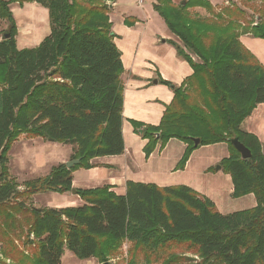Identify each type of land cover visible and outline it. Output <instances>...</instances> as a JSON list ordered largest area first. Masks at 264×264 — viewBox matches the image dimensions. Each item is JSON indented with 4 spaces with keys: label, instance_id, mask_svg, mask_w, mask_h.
Returning <instances> with one entry per match:
<instances>
[{
    "label": "trees",
    "instance_id": "1",
    "mask_svg": "<svg viewBox=\"0 0 264 264\" xmlns=\"http://www.w3.org/2000/svg\"><path fill=\"white\" fill-rule=\"evenodd\" d=\"M105 1L0 0V22L7 24L3 34H9L0 41L2 257L12 264H61L67 250L98 264L115 259L175 264L185 258L169 252L185 247L193 249L195 264H264V146L240 129L264 104V67L240 42L243 35L264 41V0H226L227 6L219 8L208 0H184V5L154 0V12L181 43L171 44L193 74L180 87L159 81L174 96L158 126L131 122L147 141L146 158L170 140L183 143L179 170L195 150L225 144L229 154L219 167L231 179V197L252 195L253 208L222 215L212 201L186 186L131 181L124 195L110 186L75 190L82 202L77 207L26 205L37 194L71 193L74 171L124 152L123 66ZM26 2L46 9L49 34L38 46L19 50L9 6ZM195 9L208 16L191 12ZM134 23L124 21L128 27ZM21 137L69 145V161L79 163L70 169L59 164L48 175L18 185L9 175L8 152ZM233 139L250 151L249 159H241L230 144ZM24 228L27 254L11 239ZM125 244L129 247L123 252Z\"/></svg>",
    "mask_w": 264,
    "mask_h": 264
},
{
    "label": "crops",
    "instance_id": "2",
    "mask_svg": "<svg viewBox=\"0 0 264 264\" xmlns=\"http://www.w3.org/2000/svg\"><path fill=\"white\" fill-rule=\"evenodd\" d=\"M172 1L175 3V0ZM183 1L180 0V2ZM208 1L213 6L217 5L211 0ZM105 2L111 9L109 13L111 30L115 35L114 44L121 53L123 66L121 80L124 86L122 108L124 152L119 156L94 159L91 161L93 168L74 172L72 174V189L85 190L110 186L111 191L116 195H124L127 181L153 184L159 188L186 186L214 202L215 200L210 195L200 191L191 182L194 180L193 171L201 175L205 168L210 166L209 163L197 168V171L191 168V164L197 151L209 150L213 154L212 164L218 166L221 159L227 158L229 154L225 144L197 149L192 152L183 170H179L178 164L186 148L183 143L170 140L162 150L157 148L146 158L143 148L147 141L142 140L131 125V122H136L144 126H158L166 106L172 102L174 96L172 89L159 81L162 80L175 87H180L193 74L190 65L177 54L174 45L180 47L181 43L154 12L152 8L154 0L146 1L142 7L137 5L136 0H106ZM200 10L195 9L194 11ZM129 19L135 20L133 26L128 27L124 24V21ZM43 39L36 41V44H40ZM240 42L264 67V41L243 35L240 37ZM24 46L26 44L21 43L17 48L22 50L25 49ZM192 59L196 61L195 58L192 57ZM240 129L254 135L264 146V104L256 106L250 116L241 124ZM40 141L43 140L40 139ZM71 155L72 148L61 158L60 164L68 162L66 161L67 157ZM214 165L211 166V170L216 171ZM78 175L83 176L85 181L78 178ZM72 191L63 195L51 193L57 197L51 208L60 209L82 205L78 196L72 194ZM232 191L231 182L228 193L231 194ZM235 200H246L248 207L246 209L245 207H241L244 209L235 208L232 209L234 211L225 212L220 211L217 205L214 206L220 214L228 215L251 209L256 205L252 195Z\"/></svg>",
    "mask_w": 264,
    "mask_h": 264
},
{
    "label": "rangeland",
    "instance_id": "3",
    "mask_svg": "<svg viewBox=\"0 0 264 264\" xmlns=\"http://www.w3.org/2000/svg\"><path fill=\"white\" fill-rule=\"evenodd\" d=\"M148 1V0H146ZM212 3L217 4L216 7L227 6L226 0H211ZM146 3V2H145ZM174 3V2H173ZM180 0H175V4H179ZM13 20L17 27V36L16 46L25 43V49L33 48L37 45L36 41L39 39L45 38L49 34V20L46 9L39 6L34 2L23 3L22 6H19L17 3H13L9 6ZM248 14H251V10L246 9ZM191 12L196 13L199 16L206 17L208 16L204 10ZM7 28L5 22H0V39L3 33ZM37 28V29H35ZM37 34V35H35ZM39 37V38H38ZM35 39V41H34ZM39 45V44H38ZM37 45V46H38ZM210 147V146H207ZM70 148L73 147L69 145H63L60 143H53L48 141H40V139L26 140L23 137L19 138L15 142L10 151L8 152V169L10 177L14 178L18 185H22L24 182L33 180L38 177H43L49 174L52 167L60 164L61 158L70 151ZM203 148V147H201ZM196 151V150H195ZM193 158L191 164L192 169H197L203 167L206 163H209L210 166L205 168L201 175L193 171V178L191 182L197 186L200 191L206 193L212 197L215 201L214 205L219 207L220 211L231 212L232 209H244L241 207H248L246 200L236 201L231 197L229 192V184L231 185V179L229 175L225 174L222 170L217 169L218 166L212 164L213 154L209 150H199ZM71 156L67 157L69 162ZM225 159V158H224ZM223 159H221L222 161ZM220 161V162H221ZM62 163V164H66ZM214 165V169L211 170V166ZM220 168V167H219ZM80 170V169H79ZM183 170V169H180ZM78 171V170H77ZM197 171V170H196ZM76 172V171H74ZM73 172V173H74ZM72 173V174H73ZM78 178H81L82 181H85L83 176L78 175ZM230 180V183H229ZM23 187H19V191H22ZM197 192V191H196ZM201 194V193H199ZM230 194V195H229ZM229 196V197H228ZM57 197L51 193H41L37 194L28 200L26 203L27 206H33L34 208L44 209L51 208L52 205L56 202ZM240 199V198H239ZM235 200V201H234ZM217 209V208H216ZM218 210V209H217ZM26 230L23 229L22 232H19L18 238L17 235H11V239L14 245L20 249L25 250L27 254V248L24 249L23 239L25 237ZM32 239V237H31ZM1 241V239H0ZM129 245L125 244L123 252L127 250ZM6 245L0 243V250H4ZM172 254H183L185 260L175 263V264H195L199 260L195 256L193 249H181L171 250ZM121 259V258H120ZM12 264L9 260H5L0 252V264ZM123 260H109V264H122ZM61 264H98L94 259L90 260H79L75 258L69 251L65 250L61 258ZM136 264H145L143 260L139 261ZM151 264H163L162 260L153 262Z\"/></svg>",
    "mask_w": 264,
    "mask_h": 264
},
{
    "label": "water",
    "instance_id": "4",
    "mask_svg": "<svg viewBox=\"0 0 264 264\" xmlns=\"http://www.w3.org/2000/svg\"><path fill=\"white\" fill-rule=\"evenodd\" d=\"M182 5L185 4V2L183 1L181 3ZM9 38V34L8 33H5L1 36V41L3 40H6ZM194 144L197 145L198 144V140H195L194 141ZM230 144L233 146V148L239 153L241 159L243 160H246V159H249L251 157V154H250V151L245 148L242 144H240L237 139H233V140H230ZM79 161L78 160H75V161H69L66 163V167L68 169L72 168L73 166H76L78 165ZM217 169H219V167H217ZM72 194H76L75 190L72 191ZM103 264H109L107 262L103 263Z\"/></svg>",
    "mask_w": 264,
    "mask_h": 264
},
{
    "label": "built area",
    "instance_id": "5",
    "mask_svg": "<svg viewBox=\"0 0 264 264\" xmlns=\"http://www.w3.org/2000/svg\"><path fill=\"white\" fill-rule=\"evenodd\" d=\"M145 2H146V0H136V3H137V5H138L139 7L144 6Z\"/></svg>",
    "mask_w": 264,
    "mask_h": 264
}]
</instances>
